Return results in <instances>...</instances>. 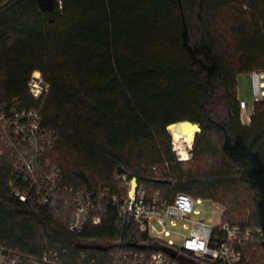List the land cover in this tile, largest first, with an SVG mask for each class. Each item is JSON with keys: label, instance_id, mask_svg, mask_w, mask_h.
<instances>
[{"label": "trees", "instance_id": "obj_1", "mask_svg": "<svg viewBox=\"0 0 264 264\" xmlns=\"http://www.w3.org/2000/svg\"><path fill=\"white\" fill-rule=\"evenodd\" d=\"M33 71L49 86L37 98ZM254 71L264 75V0H0V104L38 111L57 136L47 156L62 184L100 217L69 231L71 207L19 201L3 164L0 244L19 264H104L120 238L110 199L129 190L121 167L149 195L210 199L222 222L259 228L245 256L255 246L264 262V96L244 124L236 93V77ZM183 121L200 129L187 161L167 131Z\"/></svg>", "mask_w": 264, "mask_h": 264}, {"label": "built area", "instance_id": "obj_2", "mask_svg": "<svg viewBox=\"0 0 264 264\" xmlns=\"http://www.w3.org/2000/svg\"><path fill=\"white\" fill-rule=\"evenodd\" d=\"M261 76L262 72H252L253 102L264 96ZM27 85L34 98L49 87L39 71L31 73ZM240 107L245 108L244 101H240ZM56 140L57 136L43 127L35 109L26 108L19 100L0 104V167L6 164L11 168L7 182L10 194L40 207H71L67 228L80 232L88 217L93 224H98L100 217L91 213L96 202L83 191L62 184L61 170L47 156ZM170 142L176 160L188 159L191 146L178 148L172 132ZM119 175L129 190L125 197L110 199L117 208L120 238L106 252L104 264H245L248 244L263 240L259 228L222 221L212 225L193 219L192 215L198 213L194 207L199 199L187 193L179 192L172 198H162L159 192L149 195L144 183H136L131 191V179ZM177 223L187 230L179 247L169 238L168 228ZM141 235L148 238L141 239ZM153 243L159 249H152ZM19 259V255L9 253L0 244V264H19ZM41 260L50 263L51 254H44Z\"/></svg>", "mask_w": 264, "mask_h": 264}, {"label": "rangeland", "instance_id": "obj_3", "mask_svg": "<svg viewBox=\"0 0 264 264\" xmlns=\"http://www.w3.org/2000/svg\"><path fill=\"white\" fill-rule=\"evenodd\" d=\"M261 80H264V75L262 73ZM236 83H237V98L242 99L244 102H246L247 108L243 109L240 107V110L243 111L241 115V121L249 122V116L252 113L253 109V99H254V85H253V77L251 73H241L236 77ZM175 124V123H174ZM248 124V123H247ZM171 125V124H170ZM169 125V126H170ZM167 126V131L170 134L171 137V129ZM186 128V127H184ZM194 140V137H193ZM193 144V142H192ZM191 144V149H192ZM191 149L189 153L188 159L191 158ZM195 210H198L197 214H193V219H201L204 220L208 224H218L221 221V215L223 213V207L219 203H216L210 199H202L196 201L195 203ZM168 228L170 229V239H172L176 246H181L182 241L187 234V230L184 229L181 223H177L175 226H171ZM246 260L249 263L252 260H258L259 264H264L262 260V255L259 252V250L254 246L251 248L250 252L246 254Z\"/></svg>", "mask_w": 264, "mask_h": 264}, {"label": "bare ground", "instance_id": "obj_4", "mask_svg": "<svg viewBox=\"0 0 264 264\" xmlns=\"http://www.w3.org/2000/svg\"><path fill=\"white\" fill-rule=\"evenodd\" d=\"M171 132L173 133V138L175 139L178 148L181 147H189L191 146L192 142H193V137L195 135V133L199 130L198 128H191L190 130L183 132L179 129V125L178 124H171L170 126ZM183 155L185 156L186 154L183 153Z\"/></svg>", "mask_w": 264, "mask_h": 264}, {"label": "water", "instance_id": "obj_5", "mask_svg": "<svg viewBox=\"0 0 264 264\" xmlns=\"http://www.w3.org/2000/svg\"><path fill=\"white\" fill-rule=\"evenodd\" d=\"M55 1L56 0H37L38 5L41 6L43 9L52 8L54 3H55ZM176 124L179 125V129L181 131H183V132H186V131L190 130L191 128H198L199 129V127H198V125L196 123H192V122H189V121L177 122ZM184 127H186V128H184ZM117 172L118 173H123L124 171H123V169L121 167H118L117 168ZM130 179H131V191H134L137 181H136V178L133 177V176H130Z\"/></svg>", "mask_w": 264, "mask_h": 264}, {"label": "crops", "instance_id": "obj_6", "mask_svg": "<svg viewBox=\"0 0 264 264\" xmlns=\"http://www.w3.org/2000/svg\"><path fill=\"white\" fill-rule=\"evenodd\" d=\"M239 101H243V100L242 99H239ZM246 108H247V105H246V102H245V108H243V109H246ZM242 113H243V111H241V115H242ZM242 123L247 124L248 122L246 123V122L242 121Z\"/></svg>", "mask_w": 264, "mask_h": 264}]
</instances>
